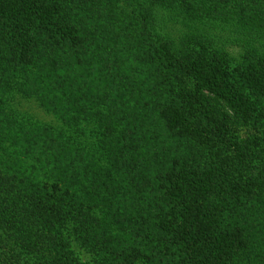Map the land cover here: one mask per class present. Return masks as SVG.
Listing matches in <instances>:
<instances>
[{"label": "trees", "instance_id": "16d2710c", "mask_svg": "<svg viewBox=\"0 0 264 264\" xmlns=\"http://www.w3.org/2000/svg\"><path fill=\"white\" fill-rule=\"evenodd\" d=\"M0 264H264V0H0Z\"/></svg>", "mask_w": 264, "mask_h": 264}, {"label": "rangeland", "instance_id": "374dc122", "mask_svg": "<svg viewBox=\"0 0 264 264\" xmlns=\"http://www.w3.org/2000/svg\"><path fill=\"white\" fill-rule=\"evenodd\" d=\"M160 12H162L161 9L159 10V13ZM230 51L233 52L235 55H239L240 52H242L238 46L230 47ZM13 105L15 107L14 108L15 112H18V114L24 115L29 119L34 118L45 122H51L53 120L52 116L49 113H47L44 110V108L40 105L39 101L36 100V97H30L29 99L24 98L20 100L18 103L14 102ZM246 130L249 132H253L252 129H246ZM71 249L74 252V254L78 256L80 260L84 262L90 261L88 255L78 245H71Z\"/></svg>", "mask_w": 264, "mask_h": 264}]
</instances>
